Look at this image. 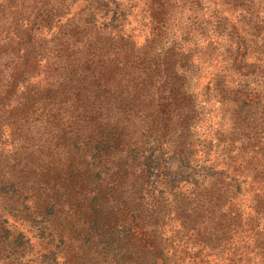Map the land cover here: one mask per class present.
Here are the masks:
<instances>
[{"label":"trees","instance_id":"trees-1","mask_svg":"<svg viewBox=\"0 0 264 264\" xmlns=\"http://www.w3.org/2000/svg\"><path fill=\"white\" fill-rule=\"evenodd\" d=\"M0 264H264V0H0Z\"/></svg>","mask_w":264,"mask_h":264},{"label":"rangeland","instance_id":"rangeland-1","mask_svg":"<svg viewBox=\"0 0 264 264\" xmlns=\"http://www.w3.org/2000/svg\"><path fill=\"white\" fill-rule=\"evenodd\" d=\"M120 30L122 31L123 35L131 36L132 38H134V41L136 40L137 42V43L135 42L136 48L141 47V45L143 44L146 38V30H144L142 25H140L138 18L128 17L126 21L124 22V27L120 28ZM120 30L118 28L115 30V32H120ZM163 157H164V154L159 151L149 152L146 156L145 162H146V165L148 166V170L151 171L152 173L153 183H155L154 175L157 173L156 163L158 160H161ZM164 159H167V158L165 157ZM170 166L174 173L172 178L177 180L179 178H187L189 176L190 171H186V169L180 166L179 164H177L176 161H174ZM197 169H200V168H197ZM148 202H150V199H148Z\"/></svg>","mask_w":264,"mask_h":264}]
</instances>
